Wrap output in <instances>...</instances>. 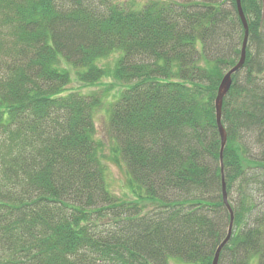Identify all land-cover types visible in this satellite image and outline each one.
<instances>
[{"label":"trees","instance_id":"obj_1","mask_svg":"<svg viewBox=\"0 0 264 264\" xmlns=\"http://www.w3.org/2000/svg\"><path fill=\"white\" fill-rule=\"evenodd\" d=\"M241 4L221 157L236 0H0V264H213L224 181L219 264H264V0ZM105 101L141 202L108 186Z\"/></svg>","mask_w":264,"mask_h":264},{"label":"rangeland","instance_id":"obj_2","mask_svg":"<svg viewBox=\"0 0 264 264\" xmlns=\"http://www.w3.org/2000/svg\"><path fill=\"white\" fill-rule=\"evenodd\" d=\"M151 0H116V2L126 3L128 6H141L143 4H146ZM182 1V0H180ZM112 59L105 62V65L107 67H112ZM111 83L114 88H112V94H115L116 91L121 89V85H119L114 80H105L103 82V86H101L99 89L97 88H80L79 85H74L75 88H77L82 93L90 94L92 92H96L99 90L106 91L108 94V89H110ZM110 111H111V105L110 102L105 101L103 106L96 111L95 114V123H96V140L99 144V154L101 161L103 162L106 173H107V183L108 186L114 194L118 195L119 197L130 200L133 202H141V195L142 191L139 190V188L135 185L129 184V175L128 170L125 166V164L122 161H117L113 155V148L116 147L115 139L113 137V134L110 130ZM180 262L179 260L172 259V264ZM181 263V262H180ZM185 264V263H184Z\"/></svg>","mask_w":264,"mask_h":264},{"label":"water","instance_id":"obj_3","mask_svg":"<svg viewBox=\"0 0 264 264\" xmlns=\"http://www.w3.org/2000/svg\"><path fill=\"white\" fill-rule=\"evenodd\" d=\"M236 2H237L239 15L241 17L242 23H243L244 28H245V39H244L243 48H242V52H241V59H240L239 63L236 65V67H234L231 71H229L225 75V77L223 78V80L220 84L219 90H218L216 101H215L216 120H217V125H218L219 131H220L221 141H222L221 157H222L223 151L227 145V133H226V130L222 124L223 103H224L225 97L228 95V93L232 87V84H233L232 77L244 68V65H245V62L247 59V45H248V39H249V27H248V23H247V20L245 18L244 12H243L241 0H236ZM222 172H223V169H222ZM223 199H224V204L226 205L228 211L230 212L231 223H230L229 230H228V236L224 240V242L220 245V247L218 248L213 264H219L221 252L224 249V247L230 242L231 237H232V233H233V227H234V212H233L232 207L229 204L225 181H224V185H223Z\"/></svg>","mask_w":264,"mask_h":264},{"label":"bare ground","instance_id":"obj_4","mask_svg":"<svg viewBox=\"0 0 264 264\" xmlns=\"http://www.w3.org/2000/svg\"><path fill=\"white\" fill-rule=\"evenodd\" d=\"M216 101V100H215ZM224 104V103H223ZM105 167V166H104ZM106 169V168H105ZM107 174V173H106Z\"/></svg>","mask_w":264,"mask_h":264}]
</instances>
